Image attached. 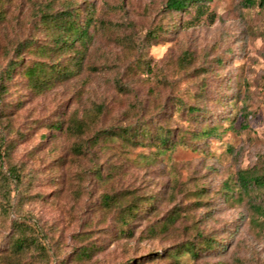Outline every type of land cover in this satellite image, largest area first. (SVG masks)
<instances>
[{
    "label": "rangeland",
    "instance_id": "obj_1",
    "mask_svg": "<svg viewBox=\"0 0 264 264\" xmlns=\"http://www.w3.org/2000/svg\"><path fill=\"white\" fill-rule=\"evenodd\" d=\"M261 1L206 0L196 19L165 0H0V255L25 235L42 252L23 264H264V184L244 195L238 183L264 175ZM72 6L80 23L93 17L88 49L79 65L56 52L73 76L38 93L23 68L51 59L25 41H48L39 11ZM160 126L182 143L156 146ZM128 128L149 137L124 142ZM105 194L138 205L128 226ZM189 243L197 259L165 258Z\"/></svg>",
    "mask_w": 264,
    "mask_h": 264
},
{
    "label": "trees",
    "instance_id": "obj_2",
    "mask_svg": "<svg viewBox=\"0 0 264 264\" xmlns=\"http://www.w3.org/2000/svg\"><path fill=\"white\" fill-rule=\"evenodd\" d=\"M206 0H165L164 8L168 12L180 13L186 12L188 8L194 7L195 9V18L199 19L204 14V2ZM248 5H253V0H246ZM264 1L262 0L261 3ZM78 12L75 10V7H67L62 12H46L41 10L38 12V25L44 28L47 33V39L45 43L36 46L33 43L25 41L24 47L28 48L29 51L37 53L44 57L51 59L50 62L36 61L31 65H26L23 68V76L26 78L30 87L37 91L38 93H43L47 90L53 88L56 82L62 80H67L73 76V71L66 64L60 65V57L52 58L56 52H73L75 60L74 64L79 65L83 60V56H80V53H84L88 49L89 42L91 37L89 34V28L92 25L93 17H87L84 22L80 23L78 20ZM90 14V13H88ZM4 15L2 10L0 11V23L3 20ZM148 36L151 35V32L147 33ZM155 36V33H152V38ZM151 38V37H150ZM76 45L80 49H76ZM18 57V56H17ZM187 57L184 55L183 57ZM20 60L13 59L9 62L7 69L5 71V76L8 77L20 64ZM196 107H188V113H194ZM180 111L181 109H177ZM169 121V120H168ZM76 124V123H75ZM74 123L71 124L70 128L75 127ZM78 128H81L80 122H77ZM133 132V134H132ZM150 131L148 129H141L138 132L134 133V130L131 128L123 129L120 138L124 142H132L134 134L140 135V138L149 137ZM206 135H209V132H204ZM106 138V137H105ZM152 138V137H151ZM183 135H181L178 140H174L172 137V132L169 126H160L157 128L155 135L152 139L153 143L156 146H162L165 149H170L174 144H180L183 141ZM97 136L94 137V142L99 140ZM184 144V143H183ZM4 154L6 149L3 150ZM14 168H10V175L14 178ZM238 183L240 189L243 191V194H251L252 191L259 189L264 184V175L258 176L254 175L251 172L244 171L240 172L238 175ZM101 205L107 211H113L116 213L117 221L122 226H128L131 220L138 214V205L130 203L129 205L119 204L115 195L105 194L101 197ZM257 211L264 215L263 207H256ZM176 216V215H175ZM171 217L166 222L162 224L160 229L167 230L168 225L172 224L177 217ZM178 216V215H177ZM150 234H156V229L152 228ZM124 235V231H122ZM206 248H210L209 243L205 244ZM32 248L37 249L39 252H42V249L38 244L32 242L27 236L22 235L16 237L12 242L11 254H1L0 262L3 264H23L22 258L25 253ZM199 248H196V245L193 243L183 244L178 249L169 251L165 258H176L179 254H186L190 259H197L199 255ZM88 251L86 248H82L80 253L77 255L79 258L88 257Z\"/></svg>",
    "mask_w": 264,
    "mask_h": 264
}]
</instances>
